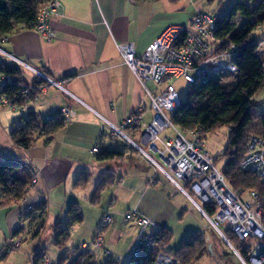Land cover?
I'll return each instance as SVG.
<instances>
[{"label":"crops","instance_id":"crops-1","mask_svg":"<svg viewBox=\"0 0 264 264\" xmlns=\"http://www.w3.org/2000/svg\"><path fill=\"white\" fill-rule=\"evenodd\" d=\"M59 1L63 12L61 18L51 21L56 38L52 43L46 42L30 28H20L7 38L0 39V63L8 64L15 59L32 69L29 71L20 67L26 84L33 91L27 110L17 116L0 106L1 119L12 115L6 122L5 130L11 133L14 127L21 126L23 117L28 113L34 112L44 119L55 116L66 107L74 112L70 121L55 134L37 135L29 150L19 149L14 142L8 149L16 155L15 160L29 165L36 175V184L25 202L7 207L14 210L9 219L12 235L18 229L20 217L27 206L36 210L41 203L47 204L45 221L38 219L39 211L28 217L34 228L39 225L44 227V231L45 227L52 226L54 229L57 224L68 223L73 204L79 207L84 217L82 224L72 226L70 242L65 249L55 250L53 259H50L47 249L42 248L43 231L38 237L41 239L39 246L27 253L32 256L28 264H33L39 250L46 251L50 264H57L66 249L72 253L84 243H93L105 215H123L120 207L125 208L123 216L138 212L151 219L158 228L148 235L162 228L170 230V222L176 216L173 212L183 209L175 199L185 197L174 191L173 185L164 176H159L152 165L150 167L143 162L136 167L130 154H123L114 146L118 140L108 137V125L122 126L140 107L146 113L145 123L153 117L146 91L125 66L116 44L132 42L137 54H143L166 30L185 27L181 26L185 21H180L179 17L187 10L185 20L189 21L188 24L197 17L203 10L201 0H139L137 5L124 0ZM261 58L264 61V56ZM37 72L46 76L52 84L38 77ZM149 87L154 89L151 83ZM255 102L256 113L264 115V89L256 94ZM102 131L104 138L100 140ZM129 132L134 135L132 129ZM98 145L103 150L116 152L114 160L99 161L98 155L93 153ZM3 154L6 156L8 153ZM81 175H88L90 180L86 187L78 189L76 182ZM104 178L112 179L115 184L102 193L98 203L92 204L94 193ZM134 228L140 230L137 224ZM105 233H102V239L105 243L107 241V247L114 243L116 232L109 237L110 233ZM136 235L121 255L123 259L134 250L139 239ZM68 246L72 251L68 250ZM9 257L1 264H7ZM96 259L97 254L95 264Z\"/></svg>","mask_w":264,"mask_h":264},{"label":"built area","instance_id":"built-area-1","mask_svg":"<svg viewBox=\"0 0 264 264\" xmlns=\"http://www.w3.org/2000/svg\"><path fill=\"white\" fill-rule=\"evenodd\" d=\"M124 1L137 5L139 0ZM62 12L63 5L60 1L51 0L40 11L37 21L29 28L36 31L46 42L52 43L56 38L51 21L61 18ZM218 23L217 14H198L187 27L166 30L165 34L141 55L137 54V48L132 42L116 44L125 66L130 69L146 91L153 117L150 122L145 123L146 113L140 107L124 121L122 126L108 125L110 126L108 137L127 142L149 161L157 173L161 171L176 190L192 201L224 243L229 246L240 264H264V210L258 193L255 191L238 193L231 188L223 170L215 165V161L207 152L203 129L184 130L172 122L173 116L183 103V98L174 82L183 81L190 87L208 83L223 74L232 77L238 74L236 65L231 64L236 54V46L227 39L219 41L216 38ZM12 62L19 68L32 70L15 59ZM37 75L48 80L43 74L37 72ZM48 82L52 84L51 81L48 80ZM12 83H14L12 76L0 74V106L13 112L27 110V105L33 98L32 89L24 86L21 88L18 95L21 102L19 103L9 99L5 94ZM150 83L154 89L149 87ZM73 115V110L68 107L58 113L65 123L70 121ZM53 118V116L47 117L46 121ZM130 129L134 131L132 135L134 137L141 134V144L148 148L152 155L137 142L135 143L127 133ZM169 129L173 130L175 137L162 139L161 134ZM103 136L104 131L101 132L100 140L104 138ZM102 150L98 145L93 153L98 155ZM247 154L240 164L242 170L258 176L260 183L264 185V139L252 137L249 140ZM154 157H158L159 162ZM35 184L36 180L32 185L35 186ZM0 203H3L1 191ZM207 207H212L215 213L210 214ZM32 211L33 208L27 206L24 214ZM114 219V216L107 213L100 225L96 240L92 244L84 243L79 249L93 253L95 248H103L102 233L110 228ZM126 221H135L140 226V238L127 258V264H134L141 245L152 235L148 233L158 227L151 219L138 212L128 213ZM226 227L224 232L223 228ZM19 228L32 232L25 215L20 219ZM227 232L232 233L236 241L244 248L247 241L253 242L251 247L245 248L248 254L247 260L239 254L235 245L227 238L225 234ZM6 243V251L12 252L21 248L24 242L22 237L12 236ZM157 259L156 264H174L164 254L159 255ZM115 260L121 263L119 259ZM45 264L50 262L47 260Z\"/></svg>","mask_w":264,"mask_h":264},{"label":"trees","instance_id":"trees-1","mask_svg":"<svg viewBox=\"0 0 264 264\" xmlns=\"http://www.w3.org/2000/svg\"><path fill=\"white\" fill-rule=\"evenodd\" d=\"M49 2L51 0H0V39L7 38L20 28L28 29L37 21L40 11ZM206 2L209 5L214 4L216 0H206ZM249 3L253 5L250 6ZM237 18L245 20L241 28H238ZM256 30H264V0H235L226 13L219 16L216 38L219 41L227 39L236 46V54L231 60V64L238 68V74L234 76L235 82L224 84L225 80L234 77L223 74L208 83L190 86L172 122L184 130L203 129L205 139L227 127L230 135L228 147L223 154L227 159L223 173L234 191L258 193L264 210V185L260 183L258 176L242 170L240 165L248 155L249 140L252 137L264 139V115L256 113L257 104L255 102L256 94L264 89V61L260 54L262 43L253 39ZM0 74L14 78V83L10 84L5 94L9 99L21 103L18 99L21 88L29 87L22 70L13 62L0 63ZM53 117L52 120L46 121V118L41 119L34 112L28 113L26 117H23V124L12 129L11 141L19 149L29 150L36 141L37 135L51 136L63 129L65 122L58 114ZM116 155V152L102 150L97 159L99 161L114 160ZM35 177L29 165L13 158H1L0 191L3 195V203L6 200L13 204L25 201L34 187L32 183ZM89 180L88 175H81L76 182L77 188L86 187ZM101 182L91 200L92 204L98 203L102 193L115 184L110 178H104ZM3 203H0V209L3 208ZM207 209L210 214L215 213L212 207H207ZM37 211L40 212L38 219L45 221L48 212L45 202L41 203L36 210L33 208L32 212L23 214L29 221L30 214ZM69 217L68 223L64 226L61 223L57 224L53 229L55 246L60 251L65 249L70 242L72 226L80 225L84 221L83 214L76 204L71 205ZM30 226L32 227V224ZM33 229L31 228L32 234H34ZM43 229L44 227H39L32 238L38 239ZM15 231L12 235L15 238L22 237L26 232L19 227ZM225 234L228 237L229 233ZM173 238V233L168 228H162L153 233L149 240L141 245L134 264H156L158 256L163 254L173 259L174 264H197L208 255L207 239L201 232L191 234L183 241L180 248L171 251L169 245ZM233 240H230L231 243L238 247L239 254L247 260L248 254L244 246ZM16 250L7 252L5 249V255L0 257V264ZM75 252H77L75 256L70 259L71 253L65 251L57 264H95L94 252L89 253L80 249ZM47 257L45 250H39L35 254L33 264H45ZM106 264L119 263L115 259H108Z\"/></svg>","mask_w":264,"mask_h":264},{"label":"rangeland","instance_id":"rangeland-1","mask_svg":"<svg viewBox=\"0 0 264 264\" xmlns=\"http://www.w3.org/2000/svg\"><path fill=\"white\" fill-rule=\"evenodd\" d=\"M201 2H202L201 7L203 10L199 14L211 13V14H218L219 16V15L225 14L226 9H229L234 1L230 2V0H216L214 4H209V5L204 0H201ZM221 5H224V7H221ZM249 5L252 6L253 4L249 3ZM187 11L189 12V10ZM187 11L184 15L179 17L180 21H185L183 22L181 26L187 27V24L189 22L188 20L187 22L185 20L188 14ZM244 21L245 20L242 18H237L236 22L238 24V28H241L243 26ZM253 39H256L260 43H262L260 54H261V57H263L264 56V30L262 31L256 30L255 33L253 34ZM234 79L235 77L229 78L225 80L224 84L233 83L235 82ZM174 85L176 89L178 90L180 96L184 98L189 89V86L186 85L183 81L174 82ZM10 113H12L13 115L20 116L22 112L11 111ZM11 116L12 115L8 114L4 117V119H1V116H0V159L1 158L5 159L3 157H8V159L16 158L15 157L16 155L12 153V150L11 151L8 150L13 145V141L10 140V130L8 129L5 130V127H6L5 125L7 124L6 122L9 121V118H11ZM127 133L132 137L135 143L137 142L141 147L144 148L146 152L152 155L150 150L141 144V137H142L141 134L134 137L132 136V133H130L129 131H127ZM229 135H230L229 129L225 127L224 129L218 130L216 133L208 136L206 139L207 152L212 157V159L215 161V165L218 166L220 170H224L227 164V159L224 157L223 154L226 151V148L228 147V144H229L228 143ZM174 137H175V134L172 129L166 130L161 134L162 139L174 138ZM114 146L115 147L117 146V148H119L123 154H128V155L130 154L131 157L134 158V164L136 167L139 164H143V162H146L148 165H150V167H152L151 164H149V161H147V159L144 158L140 152H138L136 149L128 145L127 142L118 140V142ZM3 153H8V154L4 156L5 154ZM154 158H156L157 161L159 162L158 157H154ZM118 163L120 165L122 164L121 161H118ZM131 174L132 173H130V176ZM158 174L159 176H164V174L161 171ZM172 188L174 191H178L173 186ZM175 201L178 204H181L183 206L182 207L183 209H181L180 211L173 212V215H176V216L173 217V219L170 222V225H171L170 230L172 231L174 238L171 244L169 245V250L171 251L177 250L178 248H180V246L183 244V241L187 237H189L193 233L201 232L202 234L205 235L207 239L206 246H208L209 252L206 258L197 264H240L238 259L233 255L232 251L229 249V246L224 243L220 235L216 233V231L213 229L211 224L208 222V220L205 219V217L197 209V207L192 203V201L188 200L184 196L183 198L178 197L177 199H175ZM24 202L25 201L21 203H24ZM21 203H15V205L21 204ZM12 205L14 204L6 200L2 205L3 208L0 209V257H3L5 255L4 254L5 249H6L5 246L7 245L6 241L9 240L12 236L11 231H10V220L9 219L11 217V213L14 212V210L7 208ZM119 210L124 215L125 208L120 207ZM123 215L115 216L113 224L110 226L109 229L105 231L106 233L104 234V235H107L108 233H110L108 235L109 237L112 235L113 232H116L115 237H114L115 238L114 243H110L106 247L107 241L106 243L103 241V248L101 249L95 248L94 253L95 255L96 254L98 255V259H96V262H97L96 264H104L107 261V259H117V260L119 259V261L121 262L120 264H123V263L127 264L128 262L127 258L129 256L123 259L121 255H123L125 253V250H127V245L129 244L132 237H134L137 234L138 236L137 235L136 236L140 238L139 237L140 230L137 231L135 230V228L133 229V227H135L137 223L135 221L127 222L126 221L127 216H123ZM64 225L65 223L62 224V226ZM38 226L37 228H34L35 226L32 225L31 228H34L33 229L34 234H35L36 229L37 230L39 229ZM226 229L227 227L223 228V231L226 232ZM34 234H32L30 231H26L23 234L22 242L24 243L22 245V248H20V251H16V253H12L13 255H11L7 261L8 263L6 262L7 264H10V262H13L14 264H28L30 257H31L30 258V261H31L32 256H29L27 253L31 249L38 247L40 244L39 241L41 240L39 238L33 239L32 237ZM43 235H44V238L42 240L43 241L42 248L47 249L50 259L51 258L53 259V257L56 254L55 250H59V249L56 248L54 244L55 234H54V230L52 226L45 227V231L43 232L42 236ZM227 238L229 240L234 239L233 242L237 243L232 233H229ZM138 240L139 239H137V242ZM90 244H92V242H90ZM245 244H246L245 248H249L253 245V242L247 241ZM210 246H211V250H210ZM67 248L68 250L72 251L69 246ZM108 252L109 254H107ZM76 253L77 252L73 250L72 253L70 254V259H72ZM171 260L173 261V259Z\"/></svg>","mask_w":264,"mask_h":264},{"label":"water","instance_id":"water-1","mask_svg":"<svg viewBox=\"0 0 264 264\" xmlns=\"http://www.w3.org/2000/svg\"><path fill=\"white\" fill-rule=\"evenodd\" d=\"M210 250H211V246H210Z\"/></svg>","mask_w":264,"mask_h":264},{"label":"bare ground","instance_id":"bare-ground-1","mask_svg":"<svg viewBox=\"0 0 264 264\" xmlns=\"http://www.w3.org/2000/svg\"><path fill=\"white\" fill-rule=\"evenodd\" d=\"M161 264V263H160Z\"/></svg>","mask_w":264,"mask_h":264}]
</instances>
